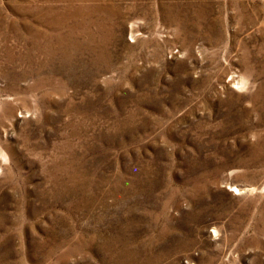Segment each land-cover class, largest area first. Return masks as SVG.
<instances>
[{
  "label": "rangeland",
  "instance_id": "1",
  "mask_svg": "<svg viewBox=\"0 0 264 264\" xmlns=\"http://www.w3.org/2000/svg\"><path fill=\"white\" fill-rule=\"evenodd\" d=\"M0 264H264V0H0Z\"/></svg>",
  "mask_w": 264,
  "mask_h": 264
}]
</instances>
